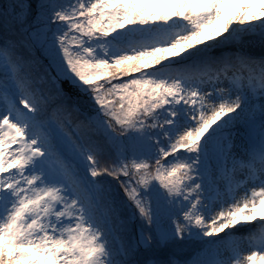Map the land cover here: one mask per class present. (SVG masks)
Masks as SVG:
<instances>
[{"label": "snow or ice", "instance_id": "snow-or-ice-1", "mask_svg": "<svg viewBox=\"0 0 264 264\" xmlns=\"http://www.w3.org/2000/svg\"><path fill=\"white\" fill-rule=\"evenodd\" d=\"M262 209L264 0H0V264H264Z\"/></svg>", "mask_w": 264, "mask_h": 264}, {"label": "bare ground", "instance_id": "bare-ground-1", "mask_svg": "<svg viewBox=\"0 0 264 264\" xmlns=\"http://www.w3.org/2000/svg\"><path fill=\"white\" fill-rule=\"evenodd\" d=\"M262 211L264 212V210L262 209ZM235 231V230H234ZM217 239H219V237H217Z\"/></svg>", "mask_w": 264, "mask_h": 264}, {"label": "rangeland", "instance_id": "rangeland-1", "mask_svg": "<svg viewBox=\"0 0 264 264\" xmlns=\"http://www.w3.org/2000/svg\"><path fill=\"white\" fill-rule=\"evenodd\" d=\"M264 210V209H263ZM262 211V210H261ZM263 212V211H262Z\"/></svg>", "mask_w": 264, "mask_h": 264}]
</instances>
